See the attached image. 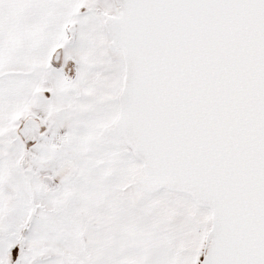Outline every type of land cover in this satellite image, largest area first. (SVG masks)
I'll return each mask as SVG.
<instances>
[{
    "label": "snow or ice",
    "instance_id": "obj_1",
    "mask_svg": "<svg viewBox=\"0 0 264 264\" xmlns=\"http://www.w3.org/2000/svg\"><path fill=\"white\" fill-rule=\"evenodd\" d=\"M0 264H264V0H0Z\"/></svg>",
    "mask_w": 264,
    "mask_h": 264
}]
</instances>
